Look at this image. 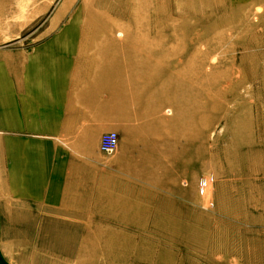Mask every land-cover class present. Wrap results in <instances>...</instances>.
I'll use <instances>...</instances> for the list:
<instances>
[{
    "label": "rangeland",
    "instance_id": "rangeland-1",
    "mask_svg": "<svg viewBox=\"0 0 264 264\" xmlns=\"http://www.w3.org/2000/svg\"><path fill=\"white\" fill-rule=\"evenodd\" d=\"M54 21L151 29L135 73L157 107L127 148L138 177L106 170L104 209L68 226L2 219L0 264H264V0H0V50Z\"/></svg>",
    "mask_w": 264,
    "mask_h": 264
},
{
    "label": "crops",
    "instance_id": "crops-1",
    "mask_svg": "<svg viewBox=\"0 0 264 264\" xmlns=\"http://www.w3.org/2000/svg\"><path fill=\"white\" fill-rule=\"evenodd\" d=\"M47 30L40 43L0 50V227L4 218L68 226L74 212L104 209L106 170L138 177L127 148L157 107L153 75L135 73L152 67L151 29L54 21ZM108 132L118 136L111 157L99 149Z\"/></svg>",
    "mask_w": 264,
    "mask_h": 264
},
{
    "label": "built area",
    "instance_id": "built-area-1",
    "mask_svg": "<svg viewBox=\"0 0 264 264\" xmlns=\"http://www.w3.org/2000/svg\"><path fill=\"white\" fill-rule=\"evenodd\" d=\"M118 145V136L115 132L103 134L100 139L99 149L104 154L113 152Z\"/></svg>",
    "mask_w": 264,
    "mask_h": 264
}]
</instances>
